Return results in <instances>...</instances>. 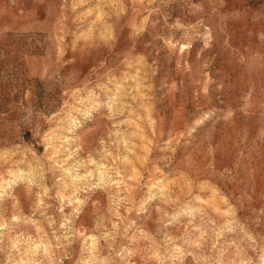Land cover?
Masks as SVG:
<instances>
[{"label": "rangeland", "instance_id": "1", "mask_svg": "<svg viewBox=\"0 0 264 264\" xmlns=\"http://www.w3.org/2000/svg\"><path fill=\"white\" fill-rule=\"evenodd\" d=\"M0 264H264V0H0Z\"/></svg>", "mask_w": 264, "mask_h": 264}]
</instances>
